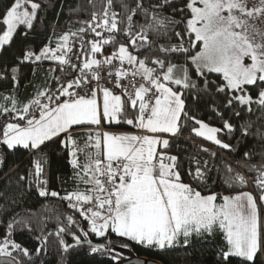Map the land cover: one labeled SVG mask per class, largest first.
<instances>
[{
    "label": "snow or ice",
    "instance_id": "6c2138e0",
    "mask_svg": "<svg viewBox=\"0 0 264 264\" xmlns=\"http://www.w3.org/2000/svg\"><path fill=\"white\" fill-rule=\"evenodd\" d=\"M87 3L78 27L54 29L47 44L24 46L10 62L0 55V85H8L0 90V168L20 151L31 164L17 174L21 196L0 190V264H35L50 237L58 264L78 251L120 264L113 234L163 251L217 233L215 264H264V0ZM41 8L36 0L4 7L0 54L28 38ZM46 65L41 83L25 84L26 67L35 77ZM53 152L72 169L71 190L49 187ZM33 189L69 210L51 208L54 231L16 211ZM24 234L34 248L17 240Z\"/></svg>",
    "mask_w": 264,
    "mask_h": 264
},
{
    "label": "trees",
    "instance_id": "16d2710c",
    "mask_svg": "<svg viewBox=\"0 0 264 264\" xmlns=\"http://www.w3.org/2000/svg\"><path fill=\"white\" fill-rule=\"evenodd\" d=\"M36 2L41 3L42 8L38 12L37 22L34 24V29L29 32L28 38L25 40L22 37L17 40L15 46L6 55L3 56V62H10L12 57L18 54L19 50L24 46H31L33 48L39 49L48 43L49 37L52 36L53 30L56 32H61L66 30V25H70L75 28L78 27L75 24L77 19H87L88 14L91 12V7L88 5L87 0H36ZM12 0H0V13L4 11L6 5H10ZM97 6H99V0H97ZM81 8H87V11H81ZM45 68L38 70L35 77L31 75L30 68L26 67L24 73L27 77L25 84L27 85L28 80H33L34 83L39 84L44 79ZM8 85H0V90H6ZM31 86L29 85L24 91V95L27 96L31 92ZM205 101H201L199 107L201 111H205L204 108ZM255 119V116L252 117ZM213 123H217L215 120ZM235 123V121H233ZM102 128L109 131H119V132H134L135 129L126 125H112L108 126L103 124ZM83 137V133H79ZM254 142V140L249 141V146ZM197 143H206L197 140ZM183 146L191 147L190 142H185ZM218 154L223 155L225 158L231 159L229 154L213 145L208 144ZM258 147V145H257ZM195 151V149H192ZM204 156V154H201ZM204 158H208L204 156ZM28 155L20 151L15 154H9L7 159V165L4 168H0V190L6 191L13 196H21V193L17 190L16 181L18 180V175H24L28 172L31 164L29 163ZM213 175H215L213 173ZM50 179L49 187L52 190L61 191L62 189L71 190L73 183L71 180L72 169L68 165L66 159H61L59 156L52 153L50 159ZM59 177L56 180L55 177ZM210 186L213 190L217 192H223L224 189L219 184H211ZM227 194V193H225ZM55 206L59 212L69 211L65 204L54 198L45 199L38 196L36 191L33 189L30 192L24 193L21 198V203L16 208V211L23 213L27 210L29 213H35L33 218L34 227L40 225L41 220H47L46 231H54L56 227L55 216L56 213L51 210ZM262 218H264V209L261 210ZM86 224V222H85ZM2 231V228H0ZM18 241H22L25 246L29 248H34L36 246L35 239L29 234L18 235ZM49 249L46 255L41 254V257H33L35 264H40L41 260L43 264H58L60 259V253L58 251V246L55 242L54 237H50ZM94 242L96 238L93 237ZM114 244L116 245V252L120 253V264L129 261L132 258H143L148 260L157 261L161 264H215L216 257L214 255L217 247L222 244V234L217 233L213 238H209L206 242L195 241V246L189 250H184L182 248L166 249L163 251L147 248L144 246L131 243L123 238H119L112 235ZM130 244V249L122 248L119 245ZM87 247V246H85ZM27 260V258H24ZM68 264H113V261L108 256L99 255H89L86 251H78L73 253L69 259Z\"/></svg>",
    "mask_w": 264,
    "mask_h": 264
},
{
    "label": "water",
    "instance_id": "95a60500",
    "mask_svg": "<svg viewBox=\"0 0 264 264\" xmlns=\"http://www.w3.org/2000/svg\"><path fill=\"white\" fill-rule=\"evenodd\" d=\"M144 262H148V264H161L157 261L143 259V258H132L131 260L125 261L121 264H144Z\"/></svg>",
    "mask_w": 264,
    "mask_h": 264
},
{
    "label": "crops",
    "instance_id": "0c3cea01",
    "mask_svg": "<svg viewBox=\"0 0 264 264\" xmlns=\"http://www.w3.org/2000/svg\"><path fill=\"white\" fill-rule=\"evenodd\" d=\"M102 125H103V122H102Z\"/></svg>",
    "mask_w": 264,
    "mask_h": 264
},
{
    "label": "rangeland",
    "instance_id": "374dc122",
    "mask_svg": "<svg viewBox=\"0 0 264 264\" xmlns=\"http://www.w3.org/2000/svg\"><path fill=\"white\" fill-rule=\"evenodd\" d=\"M104 129V128H103ZM117 132H119V131H117Z\"/></svg>",
    "mask_w": 264,
    "mask_h": 264
}]
</instances>
